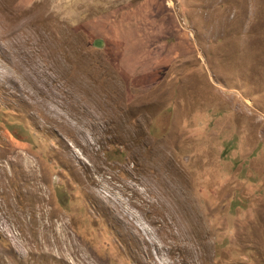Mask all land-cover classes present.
<instances>
[{
    "label": "rangeland",
    "instance_id": "1",
    "mask_svg": "<svg viewBox=\"0 0 264 264\" xmlns=\"http://www.w3.org/2000/svg\"><path fill=\"white\" fill-rule=\"evenodd\" d=\"M0 264H264V0H0Z\"/></svg>",
    "mask_w": 264,
    "mask_h": 264
},
{
    "label": "bare ground",
    "instance_id": "2",
    "mask_svg": "<svg viewBox=\"0 0 264 264\" xmlns=\"http://www.w3.org/2000/svg\"><path fill=\"white\" fill-rule=\"evenodd\" d=\"M54 247V246H53Z\"/></svg>",
    "mask_w": 264,
    "mask_h": 264
}]
</instances>
